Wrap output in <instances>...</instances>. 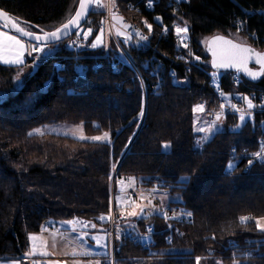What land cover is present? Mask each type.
I'll list each match as a JSON object with an SVG mask.
<instances>
[{"label":"trees","instance_id":"1","mask_svg":"<svg viewBox=\"0 0 264 264\" xmlns=\"http://www.w3.org/2000/svg\"><path fill=\"white\" fill-rule=\"evenodd\" d=\"M136 1L116 0L115 9L144 35L148 32L143 21L153 23L150 44L165 57L160 66H153L154 76L144 69L148 56L122 43L132 66L111 43L112 51L106 57L94 58L96 51L91 49L87 57H75L67 46L75 35L61 42L52 57L19 83L14 79L15 67L0 66V84L7 94L0 101V259L22 258L28 250V234H38L41 226L51 228L50 224L74 218L100 223L96 218L108 213L110 200L113 212L119 213L113 201L117 180L135 177L134 186L145 192L170 185L161 194H175L180 199L164 206H176L181 213L193 215L186 223V215L167 223L156 215L138 218L140 230L153 229V243L143 248L140 241L132 242L128 230L127 236L116 242L115 264H196L197 257L200 264H234V259L236 264H264V231L256 227V220L264 217V165L259 160L247 164L264 141V109L253 100L257 105L253 116L239 128L238 113L224 117L225 129L203 148L197 145L192 111L195 105L204 104L207 121L210 113L219 111L218 96L209 85L213 72L200 40L227 36L244 21L237 32L249 46L264 52V0H189L176 10L160 0L140 14L127 9V4ZM77 3L0 0V9L37 25L36 31H51L66 22ZM155 16L163 18L162 26L156 25ZM104 17L103 8H93L82 28L91 27L98 33ZM173 21L181 26L188 22L192 46L198 47L203 62L187 67L170 62L182 50L176 46ZM163 26L169 28L166 35H161ZM92 39L94 35L89 41ZM234 75H217L226 96L264 94V77L255 83L243 79L242 85L235 87ZM142 94L146 116L141 121ZM82 121L85 136L109 131L112 144L27 135L45 125H80ZM164 144L171 147L165 150ZM117 160L120 163L114 172ZM230 164H234L232 169ZM184 176L191 177L190 181L178 183ZM241 216L253 220L241 223ZM168 224L173 225L171 232ZM100 225L107 231L108 220Z\"/></svg>","mask_w":264,"mask_h":264},{"label":"snow or ice","instance_id":"2","mask_svg":"<svg viewBox=\"0 0 264 264\" xmlns=\"http://www.w3.org/2000/svg\"><path fill=\"white\" fill-rule=\"evenodd\" d=\"M179 2V0H177ZM152 2L149 0L147 7H151ZM116 7V0H78V6L75 9L73 15L66 20V22L62 23L59 27H56L54 30L46 31L43 28H40L37 32L35 29L38 27L37 25H31L28 21H20L19 18H12L9 13L0 9V28H10L15 34H9V31L0 30V64L9 65L11 67H15L17 69L16 76L14 77L15 80H21V74L24 72L25 66L30 70L28 75H31L32 69H38L40 64L47 60V58L52 57L56 51L58 45L62 42L64 37H68L71 35V30L76 29L74 35L77 37V40H72L67 46L68 47H76L80 49L88 48L91 50L103 49L105 52H110L112 49L109 48V45L105 42V28L103 27L104 21L102 20L101 27L98 33H94L91 27L87 29L81 28V21L87 18V14L93 8L100 9V8H107L110 12L111 19L113 21L112 26L109 29V33H111L112 29H115V36L117 39L116 42V50L120 51L121 43L124 45H128L130 47H146L150 43V37L154 32L153 23H149L147 20L143 21L144 27L147 29L148 35H144L143 32L138 28H132V26L123 22V17L117 15L116 11L113 9ZM154 22L156 25L162 26L163 25V18L161 16H155ZM244 21H240L237 24V31L241 30V26L244 24ZM119 25L118 27L116 25ZM24 25V26H22ZM131 29V31H129ZM173 30L174 34L178 39L177 47H182L187 50V57L180 56L178 59L185 60L186 63L190 65H194L193 62H203L201 61V57L199 55H194L190 49V45L188 42V36L190 32V26L187 21H184L183 26L177 24L173 21ZM169 32V28L167 26L162 27L161 35H166ZM94 35V39L89 41V38ZM255 37V33L252 34ZM82 37V41L80 38ZM133 37L136 38L135 45L131 44ZM24 38V39H22ZM215 41H222L224 47L220 50H216L212 47L211 43L209 44V51L212 52V61L211 66L214 71L212 73V78H215L218 75L219 69H228V68H237V70H243L246 76L250 77L252 80H258L261 77H264V52H257L250 46H246L241 43H235L230 39H225L221 36L213 37V42ZM35 53V56L33 54ZM126 54L121 52V57L124 58ZM32 57V63L26 64L25 57ZM250 61H254L255 64L259 65V70H253L248 67ZM130 62V61H128ZM191 68H189V71ZM172 76L175 77V72L172 73ZM140 77L137 76V79ZM174 83L177 81L173 80ZM185 81H179V83H185ZM21 87L23 84L21 83ZM143 85H141V88ZM219 88V85H217ZM221 97L225 100H228L229 97L226 96L223 92L220 93ZM238 99L242 100L243 103L246 105L245 109H242L235 103L229 102L227 107L232 110L234 113L239 114V120L243 123L246 121L247 118H252L253 116V109L257 107L253 103V99L246 95H239ZM226 105L221 104L220 108L221 111L215 112V118L210 121H205L204 124L206 126L196 127L195 130L199 133H203L204 136L202 137V141L198 140L197 145L203 148L204 144L210 142L214 136L219 133L223 126V110L225 109ZM260 107L264 109V101H262ZM205 109L204 104H197L193 107V113L203 112ZM146 116V103L141 95V102H140V111L138 114V119L143 120ZM194 126L196 125V120L193 121ZM264 124V122H261ZM95 127H99L98 125H94ZM140 125L138 124V127ZM241 125H237L236 128H239ZM81 130L80 135H76L75 132H65L64 135L71 134L73 139H77L80 141H90L93 143L99 144H112L111 134L109 131L103 132L101 135L95 136H85L83 134V121L80 125L76 126ZM119 131V130H118ZM34 134L43 135L44 133L40 128L33 129L27 135L29 137L33 136ZM131 137L129 141L131 142ZM171 147L170 144H164L163 148L165 150ZM128 148V145H125V149ZM235 151V149H233ZM125 155L124 152L121 153V157ZM252 158L248 159L247 164L252 166L254 164V160H259L262 165H264V141H261L260 150L251 154ZM120 163L119 160L114 161L113 163V171L117 170V165ZM234 165L230 164L229 168L232 169ZM109 181L113 179L112 175L110 174L108 177ZM191 177L184 176L181 177L178 183L187 184L190 181ZM145 178H141V182H144ZM136 183L135 177H128L126 181L124 180H117V184L121 186L120 190L123 191L126 187H131L134 190V185ZM156 189L154 188L149 195H153ZM140 200H147L148 206H151L150 212H145L146 205L142 203H138L136 199H133L131 195L127 196L126 198H122L117 196L116 200V208L119 210V215L121 218L127 220V218H147L151 215L161 216L167 223L169 220L180 219L181 216L186 215L187 217H191L193 215L192 212L187 213H180L177 214L173 211V215L170 217L168 214V209L163 205H153L152 200L145 196L143 193L140 194ZM180 197H176V200H179ZM112 202L109 201V208L107 214H101L98 219L99 221L103 222L106 220L113 221L115 224V239L121 240L125 238L127 235L125 231L122 230L119 221L113 220V208L111 206ZM130 209V210H129ZM241 223H246L249 219L248 217L241 216L240 218ZM264 217H260L256 220V227L257 229L264 231ZM54 223V222H51ZM62 224H66L70 226L72 232H77V236L74 240H70L69 244L72 245L71 251H66L63 253L66 257H72V264H82V261L79 259H75L76 257H102L105 260H109V243L108 237L113 235L112 233H108L106 230L101 229L100 232L96 234H91L87 230L89 227L91 229H95L97 227L96 224L92 223L91 221H82L78 218H74L73 220L63 221ZM79 225V231L77 226ZM168 228H172V224H168ZM41 231L45 232L48 231V228L41 226ZM103 234H100V233ZM57 234H60L61 238L64 239L65 236L59 229H56L52 233L53 241L51 244L52 248L57 247V243L55 237ZM152 234L153 229L151 227L148 228V231L145 235L139 236V241L144 244L146 247L150 246L152 243ZM92 241L95 242V246L97 249H102V251H95L91 247L86 246L87 240L86 237H89ZM180 235H183L182 233ZM214 239V237H213ZM27 240L29 242L28 250L23 253L22 258H15L10 259L7 264H25V260H28L32 257H43L47 258L50 257L53 253L49 252L47 249L49 247L48 243L37 234L29 233L27 236ZM80 243H75V242ZM151 256H155V253H150ZM246 254V258H247ZM200 257L196 258V264H200ZM30 264H67L66 260H49V259H31ZM87 264H101L100 259L95 260H88ZM109 264H114V262L109 261ZM234 264L236 261L234 259Z\"/></svg>","mask_w":264,"mask_h":264},{"label":"built area","instance_id":"3","mask_svg":"<svg viewBox=\"0 0 264 264\" xmlns=\"http://www.w3.org/2000/svg\"><path fill=\"white\" fill-rule=\"evenodd\" d=\"M188 1L189 0H179V2H177V0H165L164 2H165V5L167 7L172 8L173 10H176L177 7L180 4H187ZM148 2H149V0H138L135 3H129V4H127V9L129 11L133 12V13L140 14L142 12V10H144V9L145 10L153 9L155 5H157V4L160 3V0H151V2H152V6L151 7H147ZM103 10L105 12V17L103 19V21H104L103 27L105 28V31H109L110 27L113 24V21L111 19V15H110V12L108 11V9L107 8H103ZM113 10L116 11L117 15L121 16L120 12L117 9L114 8ZM123 22L126 23V24H128V25H130V26H132V28H137L136 24L133 23V22H131V21H129V20L123 19ZM116 26L118 27L119 25L117 24ZM241 30H242V26H241ZM129 31H131V29H129ZM72 40H77V39H72ZM72 40H70V42ZM135 42H136V38L133 37V40L131 41V44L132 45H135ZM188 42H189L190 49H191L192 53L194 55H197L199 49L197 47L193 48L190 36H188ZM128 47L131 50H134V51H141L142 53H144V54H146L148 56L147 59H146V61H145L144 69L145 70H150V75L151 76H154L155 75V72L152 69L153 66H160L165 57L163 55H161L156 50V48H154L153 45L150 44V43L146 47H139V48L130 47V46H128ZM70 48L75 53H76V50L79 49V48H76V47H70ZM181 49L182 50H180V53L176 56L175 60H172L170 62L176 61V64H180L183 67H187L190 64L186 63L185 60L178 59V57H180L182 55L185 56L186 59H188V57L186 55L187 50L184 49V48H182V47H181ZM84 50H88V48H84ZM102 51H104V50H102ZM119 52L120 53L121 52L124 53V51L122 50V48L120 49ZM107 55L108 54L106 52H103V55L102 56L103 57H106ZM78 56L79 55H76L75 57H78ZM124 60H126L127 62L129 61V59L127 58L126 55L124 56ZM128 63L130 64V66H132V64L130 62H128ZM114 64L115 63H112V67L113 68L115 67ZM79 69L82 70V67H79ZM242 83H243V79L239 75H237V74L234 75V77H233V84H234V86L235 87H238V86L242 85ZM209 85H210L212 91L218 96V103L217 104L219 106V111H221V108H220V105L221 104L226 105L225 109L223 110V118L226 117V116L233 117L235 114H237V113L232 112V110L230 108H228L227 105H228L229 102H231V103L237 104L239 107L242 108L243 101L240 100V99H238V96L240 94L235 93L232 96H228L229 97L228 100H225L220 95V93L223 92V89H222V87H221V85L219 83V80L217 78H215V80H213V78L211 76L210 77V83H209ZM217 85H219V88H217ZM250 98H252L253 100H256L257 99L258 102L261 104L262 101H264V94H259L257 97L256 96H251ZM214 118H215V112L214 113H210V116H209L208 121L213 120ZM234 128H235V124H232L231 129H234ZM170 188H171V186L170 185H167V184L163 186V189L162 190L160 188L156 187L155 188L156 191L154 192L153 195L164 193V192L168 191ZM153 189H150L147 192L150 193ZM130 195L132 196L133 199H136V196H135L134 192H132ZM158 204H159V200L157 198L153 197V205L159 206ZM166 209H168L169 216H172L173 215V211H175V213H177V214H180L181 213L180 208H178L176 206H174V207H167ZM247 217L249 218L248 220H251V221L253 220L251 216H247ZM113 220L119 221L122 230L125 231L126 234H127V231L128 230L131 232V234H132L131 235V239H132V242H134V243L139 241V239H138L139 236L145 235L147 233V231H148V228H146L145 231L140 230V228L138 226V222H139L140 219H136V220L130 222L129 221V218H127V220H125L124 218H121L120 217L119 213H114L113 212ZM183 222H185V223L186 222H190V218H188V217L183 218ZM172 229H173V225H172V228L171 229H169L168 226H167V231L171 232ZM49 231H51V230L49 229ZM107 232L113 234V235H111V236L108 237V243H109V248H108V251H109V260H105L102 257H99L98 259L101 260V264H109V261H112L115 264V254H116V242H117V240L115 239V235H114L115 234V224L113 223V221L108 220V229H107ZM153 235H154V233L152 234V237H153ZM122 239H124V238H122ZM168 240H170V237L168 238ZM152 243H151V245H152ZM142 246H143V248L150 247V246H147L146 247L144 244H142ZM228 246L230 247V245H228Z\"/></svg>","mask_w":264,"mask_h":264},{"label":"rangeland","instance_id":"4","mask_svg":"<svg viewBox=\"0 0 264 264\" xmlns=\"http://www.w3.org/2000/svg\"><path fill=\"white\" fill-rule=\"evenodd\" d=\"M99 30H100V28H99ZM227 36L230 39H232L233 41L237 42V43L249 45L248 41L241 34H239L237 31H229ZM75 39H77V38H75ZM104 39H105V42L108 45H109V43H111V44H113L116 47V42H117V39H119V38H117L115 36V29L113 28L111 33H109V31H105ZM206 40H207V38H204V39L200 40V42H199L203 46V49H204ZM121 48H122V44H121ZM193 48H195V47H193ZM102 50L103 49L95 50L96 52L93 53L94 55H92V56L94 58H101L100 56H102L103 52H105V51H102ZM72 52H73L74 56L83 54L82 57H87L89 55V52H87V50L80 49V48L76 50V53L74 51H72ZM106 53H108V52H106ZM197 55H199V51H198ZM33 56H35V54ZM25 59L28 62L32 61V57H27L26 56ZM193 63H194V65H198L199 62H193ZM26 64H30V63H26ZM0 66L3 67V68L10 67L9 65H4V64H0ZM29 71L30 70L25 66L24 72L21 74V80H19L18 83L20 81L25 80L29 76L28 75ZM32 71H33V69L31 70V73H32ZM16 72H17V69H15V74H16ZM1 80H2V76H0V82H1ZM16 85L18 86L19 84H16ZM2 87L3 86H1V84H0V101L7 97V94L4 93ZM194 119L197 122L196 125L194 126V134L196 135V141L201 140V142L203 143L202 137L204 136V134L197 132L195 130V128L196 127H200V126H206L204 124V122L207 121V115L205 113H203V112H197V113L194 114ZM250 119L251 118H247L246 121L242 123L239 120V116H238V120H237L238 124L237 125H242V124L246 123L247 121H249ZM76 126L77 125H70V124L60 123V124L45 125V126L40 127V129L42 130V132L44 134H50V135H57V136H62V137L73 138L71 134L64 135V133L65 132H69V133L75 132L77 136L80 135L81 130L79 128H77ZM224 129H225V124L223 122V126H222L220 131H222ZM82 131H83V129H82ZM34 135H40V134H34ZM232 165H234V164H232ZM120 188H121V186L116 184V192H121L122 193L125 190H127V187L123 191H121ZM131 190L134 191V194L136 196V201L138 203H142V204L146 205L145 211L146 212H150L151 211V206H148V201L147 200H140L139 197H140V194L143 193L145 196H147L149 199L152 200V204H153V196L149 195V192H145L143 189L136 188L135 186H134V190L133 189H131ZM176 197L177 196L175 194H168V195L160 194L158 196V198L160 200V204H158V205H161L162 202H163V205H165L168 202L177 201ZM98 222L101 223V221H99V220H98ZM92 223L96 224L97 227L95 229H91L90 227L87 229L90 232V235L91 234H96V233L100 232V230L102 229V226L100 225V223H96V222H92ZM262 223H264V221H262ZM49 226L53 230V231H51V233L47 232V231L42 232L40 230V232L37 235H40L48 243L49 247H48L47 250L49 252L53 253V254L50 257H47V258H43V257H32V258H29L28 260H25V264H30V260L31 259L66 260L67 264H72L73 258L72 257H66V256L63 255V253L66 252V251H71L72 245L69 244V241L70 240H74V238L77 236V232H72L71 229H70V226H68L66 224H62V222H59L57 224H50ZM44 227H46V226H44ZM56 229H59L60 232H62L64 234L65 238L62 239L60 234H57L56 237H55V240H56V243H57V247L54 249V248L51 247V244H52V241H53L52 233L54 231H56ZM77 229L79 231V225L77 226ZM100 234H103V233L101 232ZM90 235H89V237L85 238L87 240V245L86 246L91 247L95 251H102V249H97L96 248L95 242L91 240ZM75 243H80V242H75ZM28 245H29V242H28ZM98 258L99 257H76L75 259L81 260L82 264H87L88 260H90V259L91 260H95V259H98ZM9 260L10 259H0V264H7V262Z\"/></svg>","mask_w":264,"mask_h":264},{"label":"water","instance_id":"5","mask_svg":"<svg viewBox=\"0 0 264 264\" xmlns=\"http://www.w3.org/2000/svg\"><path fill=\"white\" fill-rule=\"evenodd\" d=\"M77 6H78V3H77ZM77 6H76V7H77ZM91 11H92V10H90L89 13L87 14V18H86L85 20H82V21H81V28L83 27V25L85 24L86 20L88 19V17H89V15H90ZM74 12H75V11H74ZM73 14H74V13H73ZM73 14H72V15H73ZM10 16H11V15H10ZM11 17L14 18L13 16H11ZM14 19H15V18H14ZM20 21H21V20H20ZM22 26H24V25H22ZM0 29L3 30V31H9V34H15V35H18L17 33H14L10 28H0ZM75 31H76V29H72V30H71V35L68 36V37H64L63 40H62V42L65 41V40H68L69 38H71V37L74 35ZM37 32H38V31H37ZM215 36H221V37H224L225 39H230L229 37L224 36V35H213V36L207 38V40H206V42H205V46H204V51H205V53H206V55H207V57H208V65H209V68H210V70H211L212 72L217 71V70H216V69H213L212 66H211V61H212L213 57H212V52L209 51V44L211 43L212 47H213L214 49H216V50H220L221 48L224 47L222 41H215V42H213V37H215ZM22 39H24V38H22ZM230 40H232V39H230ZM232 41H233V40H232ZM233 42H235V41H233ZM235 43H237V42H235ZM244 45H245V44H244ZM246 46H249V45H246ZM250 47H251V46H250ZM252 48H253V47H252ZM253 49H254V48H253ZM255 51H257V50H255ZM257 52H259V51H257ZM248 67L251 68V69H253V70H259V65L255 64L254 61H250L249 64H248ZM225 72L239 73V75H240L244 80H248V81H250V82H252V83L257 82V81H259V80L262 78V77H261V78L258 79V80H252L250 77H248V76L245 75V73L243 72V70H237V68H235V67H233V68H228V69H219V70H218V73H225Z\"/></svg>","mask_w":264,"mask_h":264},{"label":"crops","instance_id":"6","mask_svg":"<svg viewBox=\"0 0 264 264\" xmlns=\"http://www.w3.org/2000/svg\"><path fill=\"white\" fill-rule=\"evenodd\" d=\"M126 181V180H125ZM131 189H133V188H131V187H127V190H125L124 192H116V190H115V192H114V197H113V201H114V203H115V205H116V200H115V198L117 197V196H120V197H122V198H126L127 196H128V193L129 192H131L132 190ZM160 194H158V195H152L153 197H156V198H158V196H159ZM159 199V198H158ZM130 210V209H129ZM132 218H136V217H132ZM48 232V231H47ZM51 233V232H50Z\"/></svg>","mask_w":264,"mask_h":264}]
</instances>
